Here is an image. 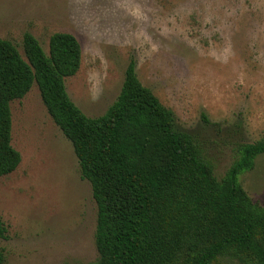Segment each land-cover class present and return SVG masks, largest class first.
<instances>
[{"label":"rangeland","instance_id":"rangeland-1","mask_svg":"<svg viewBox=\"0 0 264 264\" xmlns=\"http://www.w3.org/2000/svg\"><path fill=\"white\" fill-rule=\"evenodd\" d=\"M56 31L79 41V68L64 83L88 117L116 99L132 58L139 81L173 111L217 178L240 144L264 139V0H0V38L22 57L25 32L47 52ZM10 113L20 162L0 176L3 264L94 261L90 183L36 83L10 102ZM239 182L264 206V153Z\"/></svg>","mask_w":264,"mask_h":264},{"label":"trees","instance_id":"trees-1","mask_svg":"<svg viewBox=\"0 0 264 264\" xmlns=\"http://www.w3.org/2000/svg\"><path fill=\"white\" fill-rule=\"evenodd\" d=\"M22 48L24 57L0 38V176L20 162L10 102L36 83L96 203L98 256L88 264H264V206L239 182L264 153V139L240 144L217 178L193 136L177 128L173 111L139 81L132 58L116 99L88 117L64 83L80 65L77 38L53 32L46 52L25 32ZM6 237L0 218V238Z\"/></svg>","mask_w":264,"mask_h":264}]
</instances>
